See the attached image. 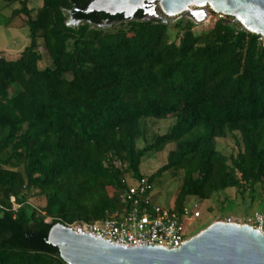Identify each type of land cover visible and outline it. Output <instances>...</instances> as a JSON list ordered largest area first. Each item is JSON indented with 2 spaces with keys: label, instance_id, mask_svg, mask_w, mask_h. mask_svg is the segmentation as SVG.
Segmentation results:
<instances>
[{
  "label": "trees",
  "instance_id": "1",
  "mask_svg": "<svg viewBox=\"0 0 264 264\" xmlns=\"http://www.w3.org/2000/svg\"><path fill=\"white\" fill-rule=\"evenodd\" d=\"M5 1L19 3L10 19L25 16L30 33L17 58L0 56V264H66L48 242L51 227L125 207L129 182L146 178L144 158L171 143L146 179H179L178 214L188 199L228 189L264 210L260 35L231 17L197 32L189 17L88 13L92 0ZM168 118L170 131L149 143L145 121ZM229 134L238 149L230 157L216 147Z\"/></svg>",
  "mask_w": 264,
  "mask_h": 264
},
{
  "label": "water",
  "instance_id": "2",
  "mask_svg": "<svg viewBox=\"0 0 264 264\" xmlns=\"http://www.w3.org/2000/svg\"><path fill=\"white\" fill-rule=\"evenodd\" d=\"M208 7L236 17L249 32L264 36V0H92L87 12L132 19L142 9L164 22L165 16L188 14L202 24L209 19ZM48 242L59 249L66 264H264V232L231 220L213 222L177 249L117 246L100 236L75 232L61 222L51 227Z\"/></svg>",
  "mask_w": 264,
  "mask_h": 264
},
{
  "label": "rangeland",
  "instance_id": "3",
  "mask_svg": "<svg viewBox=\"0 0 264 264\" xmlns=\"http://www.w3.org/2000/svg\"><path fill=\"white\" fill-rule=\"evenodd\" d=\"M43 0H30V7L38 8L42 6ZM19 6V3L8 5L5 0H0V56H6L9 59H15L29 41V27L24 25L25 16L10 19L12 12ZM188 14H182L173 18L165 16L166 21L170 24L175 23ZM217 16H209V19L202 24H197V32L206 30L213 26ZM11 21L9 24L8 22ZM173 39L176 36V30L171 29ZM45 59L41 66L48 63V57L45 53ZM175 123L174 118L163 120L147 119L145 128L147 131V141L151 143L157 135H162L170 131ZM146 142L141 140L139 146H144ZM216 147L219 151L227 156L237 153L236 138L229 134L226 137L216 140ZM174 148V144H168L162 151L152 152L147 155L142 162V172L146 178L157 172L167 162L168 153ZM231 163V162H229ZM22 169V166H18ZM154 201L166 208H173L177 199L180 181L175 176L166 173L161 178L154 180ZM264 195V192H262ZM236 197L235 189H228L224 192L216 193L211 199L197 203L194 198L187 200V207L192 210L195 204L199 205L201 217L195 220L186 221L187 230L190 235H195L215 221H235L238 223L250 222L256 211H261V201H256L254 205L241 203L234 200ZM31 201L36 204H43V200L31 197ZM192 211H189L191 215ZM49 220V219H48Z\"/></svg>",
  "mask_w": 264,
  "mask_h": 264
},
{
  "label": "built area",
  "instance_id": "4",
  "mask_svg": "<svg viewBox=\"0 0 264 264\" xmlns=\"http://www.w3.org/2000/svg\"><path fill=\"white\" fill-rule=\"evenodd\" d=\"M209 16H217L218 19L231 17L232 22H240L236 17L216 13L208 7ZM245 28V27H244ZM246 29V28H245ZM261 36V35H260ZM264 40V36L260 37ZM154 186L144 178L140 181L129 182L125 196L126 206L117 210H107L105 217L96 221H75L65 224L75 232L100 236L117 246H162L166 249H177L184 245L193 235H190L186 221L201 217L198 204L193 209L185 208L180 215L172 208H166L157 204L154 199ZM12 210H17L21 204L14 196H11ZM0 208L8 210L1 202ZM191 212V215L189 214ZM49 219V220H48ZM51 222V218L46 219ZM260 232H264V210L256 211L250 222Z\"/></svg>",
  "mask_w": 264,
  "mask_h": 264
},
{
  "label": "flooded vegetation",
  "instance_id": "5",
  "mask_svg": "<svg viewBox=\"0 0 264 264\" xmlns=\"http://www.w3.org/2000/svg\"><path fill=\"white\" fill-rule=\"evenodd\" d=\"M69 13H70V16H69V18H68V22H69V23H74L75 21H74V16H73V14H72L71 11H70ZM147 15L150 16L149 13H147Z\"/></svg>",
  "mask_w": 264,
  "mask_h": 264
}]
</instances>
